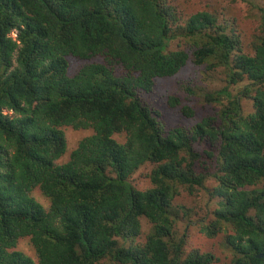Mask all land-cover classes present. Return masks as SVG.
<instances>
[{"label": "trees", "instance_id": "1", "mask_svg": "<svg viewBox=\"0 0 264 264\" xmlns=\"http://www.w3.org/2000/svg\"><path fill=\"white\" fill-rule=\"evenodd\" d=\"M231 31L169 0H0V264H264V36L248 44ZM71 58L85 61L73 73ZM189 59L223 69L221 88H186L220 111L167 128L144 94ZM68 126L93 133L60 163ZM146 164L141 189L132 176ZM203 189L217 202L198 229L216 254L179 237L197 211L177 198Z\"/></svg>", "mask_w": 264, "mask_h": 264}, {"label": "rangeland", "instance_id": "2", "mask_svg": "<svg viewBox=\"0 0 264 264\" xmlns=\"http://www.w3.org/2000/svg\"><path fill=\"white\" fill-rule=\"evenodd\" d=\"M174 5H179L180 11L185 16L197 10H211L214 12L219 22L227 24L229 30L232 28V33L241 35L245 43H251L257 37L264 36V0H169ZM15 38L16 32L11 33ZM171 49L186 48L189 45L186 41L176 40L170 45ZM71 72L78 70L84 64V60L70 59ZM227 83L226 75L223 69L217 68L214 71H207L204 66L194 64L191 59L188 60L175 75L170 77H162L157 80V84L153 91L145 93V99L153 106L157 107L161 114L162 119L167 128L173 126L192 127L203 118L215 115L220 111V104H204L203 97L199 95H191L186 90L189 86H194L198 92H211L221 88ZM246 83L239 82L231 87L234 94L239 93L243 85ZM178 96L182 99V104L176 107L170 106L169 97ZM242 110L245 114L254 111L253 101L249 97L244 96L242 93L239 95ZM188 104L194 110L193 116H188L182 111V106ZM65 133L68 142V149L65 155L59 159L58 162H66L69 160L70 153L75 149L80 140L93 133V129H74L71 126L65 128ZM117 139L124 141L123 136L117 134ZM152 169L151 164H146L140 167L132 176V183L141 189L151 187L152 184L147 175ZM199 170L200 167H198ZM215 183V179H210L207 186ZM206 186V187H207ZM34 195L45 206L49 205L48 199L41 193L39 189L34 191ZM208 190H200L196 195L188 194L186 191L177 198L178 203L185 204L194 208L197 211L191 221L179 222V237L186 230V240L188 250L200 251H213L216 254L217 248L214 247L209 240L199 231L198 223L202 218H206L211 211L215 208L217 199L210 200ZM142 234L139 237L140 241H144L149 232L151 224L146 218H142ZM185 238V236H184ZM18 249L21 251L35 256L34 250L30 244L29 238H23L18 243Z\"/></svg>", "mask_w": 264, "mask_h": 264}, {"label": "clouds", "instance_id": "3", "mask_svg": "<svg viewBox=\"0 0 264 264\" xmlns=\"http://www.w3.org/2000/svg\"><path fill=\"white\" fill-rule=\"evenodd\" d=\"M71 154V153H70ZM36 189H38V188H36Z\"/></svg>", "mask_w": 264, "mask_h": 264}]
</instances>
